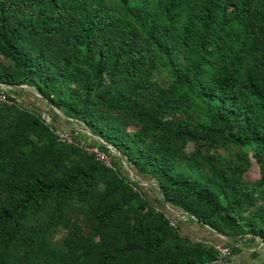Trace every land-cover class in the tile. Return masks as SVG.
<instances>
[{
	"label": "trees",
	"instance_id": "obj_1",
	"mask_svg": "<svg viewBox=\"0 0 264 264\" xmlns=\"http://www.w3.org/2000/svg\"><path fill=\"white\" fill-rule=\"evenodd\" d=\"M0 82L112 158L58 142L55 113L49 126L40 107L0 104V264L217 259L164 204L264 243V0H0Z\"/></svg>",
	"mask_w": 264,
	"mask_h": 264
},
{
	"label": "built area",
	"instance_id": "obj_2",
	"mask_svg": "<svg viewBox=\"0 0 264 264\" xmlns=\"http://www.w3.org/2000/svg\"><path fill=\"white\" fill-rule=\"evenodd\" d=\"M14 87L15 86H13L11 84H6V83L0 82V104L1 105H6V106H15L18 104L30 105L29 104L30 97H34L36 102L39 101L38 99H41V101L44 100L40 94L33 93L32 91L28 90L29 86H27V85L16 86L17 88H19V90L22 91V93H20V94H17L16 92H14ZM28 94H32V96H28ZM45 105L43 106V109L40 112V118L46 125L52 126L53 125V116L52 115H53V113L57 114L58 111L49 103H47ZM30 106H32V105H30ZM37 107H39V106H37ZM57 117L59 118L60 123L63 122V124L68 126L67 128L60 126V125L55 127L56 128L55 134L57 136L58 142H61L63 144H68V145H76V147H79L85 151L92 153L97 160L101 161L105 165L112 167V158L110 156L106 155L105 153H103L98 146L88 145L86 142L80 143L79 140L76 139L78 137L77 136L78 134L75 133L73 130H77V131L79 130L82 133H85L84 130L72 128L71 126L69 127L68 121H72L71 119L69 120L66 117L60 118V116L58 114H57ZM89 135H91V134L89 133ZM92 137H94V136H92ZM97 141H99V140H97ZM103 143H104V141H103ZM108 147L111 149V152L113 153V155H116L115 154L116 149L114 147H112L111 145H108ZM171 225L176 226L173 221H171ZM203 227H205L208 231H210L213 234H216V235L219 234V233L217 234V232L215 230L210 229L209 227H207L205 225H203ZM219 236L223 239L226 238L223 235H219ZM215 248L219 252V257L217 259H215L214 261H211L209 264H242L235 259L234 254L232 252V247L230 245H221L218 243V244H215Z\"/></svg>",
	"mask_w": 264,
	"mask_h": 264
},
{
	"label": "rangeland",
	"instance_id": "obj_3",
	"mask_svg": "<svg viewBox=\"0 0 264 264\" xmlns=\"http://www.w3.org/2000/svg\"><path fill=\"white\" fill-rule=\"evenodd\" d=\"M28 90L32 91L33 93H37L31 87H28ZM28 96H32V94H28ZM38 100L39 101L35 102L36 106L43 107L45 104H47L44 100H42V101H41V99H38ZM57 114L61 118H63V116L59 112H57ZM61 123H60V126L66 127V125L63 124V122H61ZM69 124H70V126L72 128L84 130V132H85L84 134H78V136L80 137V139H82L81 140L82 142H87V143H90L91 142V140H92L91 137L93 135H89V132L87 131L88 129H86L83 125H81V124H79L77 122H74V121L73 122L69 121ZM191 148L192 147L190 145H188V148L187 149L190 150ZM116 151H115V154L121 156V153H119V151H117V152ZM123 165H124L123 168H124L125 174H128L129 178L132 181L138 183V185H140L142 187V189H143L144 193L147 195V197L151 201H154L157 196L153 193V191H152V189L150 187H155L156 186V183L150 182L147 179L143 178L142 176L136 175V172L129 165H127L125 163ZM258 177H259V169H258V166H257L256 162L252 159V167L250 168L249 172L247 173L246 179L248 181H254ZM158 195H160V194H158ZM161 198L163 199L162 193H161ZM159 209H163L164 211L167 212V214H168L169 217H171L173 220L179 222V224H180V231H181L182 234H183L182 229L183 230L185 229V231H190V228L183 227L184 224H186L184 221H187V219L184 218L186 216V213L185 212L180 211V210H178V209L170 206L169 204L168 205H165L164 204V206L163 207L162 206L159 207ZM62 234H63V232L58 233L56 235V238H58ZM214 235H215V237L213 239L209 240V238L206 237V238H203V241H206L208 244L213 245V247H215V244H218V243L221 244V245H230L231 247H233L238 242V240H233V239H230L229 237H226V236H225L226 238L223 239L219 235H216V234H214ZM227 238H228V242L226 241ZM240 238H242V237H240ZM197 240H199V239H197ZM246 240H248V239H246ZM246 240H241V241H242V243H244ZM241 241L239 243H241ZM233 254H234V251H233Z\"/></svg>",
	"mask_w": 264,
	"mask_h": 264
},
{
	"label": "crops",
	"instance_id": "obj_4",
	"mask_svg": "<svg viewBox=\"0 0 264 264\" xmlns=\"http://www.w3.org/2000/svg\"><path fill=\"white\" fill-rule=\"evenodd\" d=\"M35 102L36 100L33 97H30L29 104L32 106H36ZM42 108L43 107H40L41 110ZM67 127L68 126H66L65 128ZM184 218H186V216ZM184 222L187 225L184 224L183 227L190 228V231H185V229H182V232L186 236H189L191 239H203L207 237L209 238V240H211L215 237V235L208 231L205 227H203V225L196 224L195 222ZM241 240L246 241L242 243ZM226 241L228 242V238L226 239ZM240 241L241 243H239ZM234 257L238 262L242 264H264V243L258 238H251V236L239 238L237 244L235 245Z\"/></svg>",
	"mask_w": 264,
	"mask_h": 264
},
{
	"label": "water",
	"instance_id": "obj_5",
	"mask_svg": "<svg viewBox=\"0 0 264 264\" xmlns=\"http://www.w3.org/2000/svg\"><path fill=\"white\" fill-rule=\"evenodd\" d=\"M61 118V117H60ZM86 130V129H85ZM91 135H93L95 138H97L101 143H103V140L102 139H100V138H98V137H96L94 134H92L89 130H87ZM105 143V142H104ZM106 144V143H105ZM108 145V144H107ZM119 153H120V151H119ZM119 157L121 158V160L123 161V164L125 163V164H127V165H129L128 164V162L126 161V159L123 157V155L121 154V156L119 155ZM165 205H168V204H165ZM203 225V224H202ZM218 234V233H217ZM218 235H221V234H218Z\"/></svg>",
	"mask_w": 264,
	"mask_h": 264
},
{
	"label": "bare ground",
	"instance_id": "obj_6",
	"mask_svg": "<svg viewBox=\"0 0 264 264\" xmlns=\"http://www.w3.org/2000/svg\"><path fill=\"white\" fill-rule=\"evenodd\" d=\"M133 175V174H132Z\"/></svg>",
	"mask_w": 264,
	"mask_h": 264
}]
</instances>
